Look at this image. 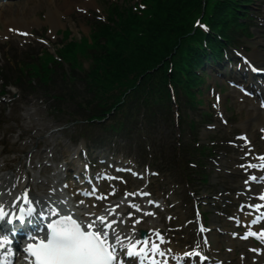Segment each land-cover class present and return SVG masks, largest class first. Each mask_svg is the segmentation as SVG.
<instances>
[{"label":"snow or ice","instance_id":"obj_1","mask_svg":"<svg viewBox=\"0 0 264 264\" xmlns=\"http://www.w3.org/2000/svg\"><path fill=\"white\" fill-rule=\"evenodd\" d=\"M21 34L28 35L26 32ZM253 70L256 71V69ZM242 139L247 141L246 136ZM259 159L264 161V156H260ZM248 166L264 171V164ZM251 179L256 181L257 176L252 175ZM95 192L96 189L93 187L92 191L86 192L85 195H94ZM112 194H115L114 191ZM127 195L129 194L126 193ZM141 195L150 194L141 193ZM106 198L105 195L97 197L100 200ZM19 199L21 198L17 197V200ZM22 199L23 204L18 205V211L11 215L0 204V224L10 226L0 230V264H7V257H16L21 254L26 264H126V258H135L132 264H136V261L139 264H145V261L148 264H167V261L157 259L171 252V249L164 250L160 247V244L166 241L159 232L155 233L156 239L149 237L133 239L132 235L116 230L114 225L126 223V220L108 219L109 216L115 215L114 209L118 205L113 206V211L108 212L107 215L96 216L95 213L89 212L87 215L92 219L85 221L76 218V214L70 210L62 211L56 205L37 209L36 204H39V201L33 202L27 191L23 193ZM258 199L264 201V194L259 195ZM62 203L66 204L67 201ZM149 204L159 206L156 201H149ZM131 207L142 211L134 203ZM248 207L260 211L264 205L256 203ZM146 214L154 215V213ZM128 216L131 217L132 213H128ZM139 222L140 220H135L133 225ZM252 223L255 224L256 221L253 220ZM131 231L134 235V226ZM20 232H23L26 239L17 238ZM249 235L259 236L264 240V231L249 232L244 238L247 239ZM157 240L160 243H157ZM14 244L19 245V252L13 247ZM5 248L7 251H4ZM195 248H199L198 243ZM252 251H258V249L253 248ZM261 251L264 254V250ZM193 255L199 258L202 253L198 250L184 253L187 258Z\"/></svg>","mask_w":264,"mask_h":264},{"label":"bare ground","instance_id":"obj_2","mask_svg":"<svg viewBox=\"0 0 264 264\" xmlns=\"http://www.w3.org/2000/svg\"><path fill=\"white\" fill-rule=\"evenodd\" d=\"M73 5V0H65L64 1V6L65 7H71ZM11 12H15V11H11ZM19 15H15L13 13H6V7H5V11L1 13V17H0V23H3L4 25H6L7 27L11 26V25H17V23H22V25H26V23L22 20V16L24 18H29V15H21L20 12H18ZM61 10L57 9L54 11H51V13L49 14V16L47 17L48 22L50 23V25L52 27H57L60 24V19H61ZM21 15V17H20ZM27 22H32V21H27ZM35 21H33L34 23ZM7 31V30H6Z\"/></svg>","mask_w":264,"mask_h":264},{"label":"rangeland","instance_id":"obj_3","mask_svg":"<svg viewBox=\"0 0 264 264\" xmlns=\"http://www.w3.org/2000/svg\"><path fill=\"white\" fill-rule=\"evenodd\" d=\"M130 2V0H128ZM47 3L42 2V5L45 6ZM90 30L83 29L82 26H79L78 32L89 34ZM206 98H208V94L205 95Z\"/></svg>","mask_w":264,"mask_h":264}]
</instances>
